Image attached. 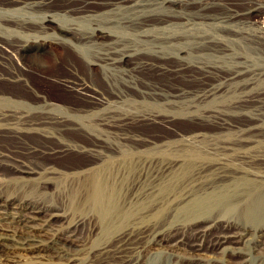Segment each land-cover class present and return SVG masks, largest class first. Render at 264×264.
<instances>
[{"label": "bare ground", "instance_id": "6f19581e", "mask_svg": "<svg viewBox=\"0 0 264 264\" xmlns=\"http://www.w3.org/2000/svg\"><path fill=\"white\" fill-rule=\"evenodd\" d=\"M261 16L0 0V264H264Z\"/></svg>", "mask_w": 264, "mask_h": 264}, {"label": "rangeland", "instance_id": "374dc122", "mask_svg": "<svg viewBox=\"0 0 264 264\" xmlns=\"http://www.w3.org/2000/svg\"><path fill=\"white\" fill-rule=\"evenodd\" d=\"M261 21H264V16H261ZM64 68V64H61L60 66H57V69H59V70H61L62 71V69ZM151 73H149V75L148 76H151L150 75ZM163 75H161V76H159L160 77V79H161V77H162ZM164 77H162V79H163ZM165 79V78H164ZM35 82L36 83H38L39 81L38 80H35ZM40 83V82H39ZM47 86H49V85H47ZM46 86V87H47ZM48 89H50V90H53V91H51L52 93H56V94H58V95H62V96H65V97H67V98H72V95H70L69 93H67V92H65L64 90H61L60 88L58 89L57 87H53V89H52V86H49V87H47ZM82 158H80V157H78V156H72V155H70V156H67V157H65V158H63V161L65 162V163H72V162H75V161H79V160H81Z\"/></svg>", "mask_w": 264, "mask_h": 264}]
</instances>
